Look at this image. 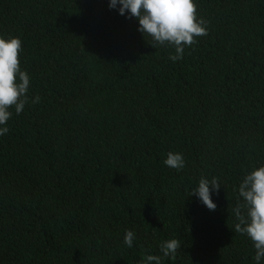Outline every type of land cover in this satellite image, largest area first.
I'll return each instance as SVG.
<instances>
[{
    "label": "trees",
    "instance_id": "obj_1",
    "mask_svg": "<svg viewBox=\"0 0 264 264\" xmlns=\"http://www.w3.org/2000/svg\"><path fill=\"white\" fill-rule=\"evenodd\" d=\"M195 3L208 33L173 62L108 0H0L31 77L0 136V264H254L232 209L264 164V0ZM201 176L222 183L214 211L190 194Z\"/></svg>",
    "mask_w": 264,
    "mask_h": 264
},
{
    "label": "clouds",
    "instance_id": "obj_2",
    "mask_svg": "<svg viewBox=\"0 0 264 264\" xmlns=\"http://www.w3.org/2000/svg\"><path fill=\"white\" fill-rule=\"evenodd\" d=\"M109 8L120 15L138 21L137 31L151 38L153 46L172 47L169 54L173 62L183 59L185 49L197 43V38L208 33V21L197 16L195 0H108ZM22 41L17 36L0 35V136L9 132L14 108L19 115L29 103L30 74L21 68L19 55ZM40 97H31L39 103ZM163 163L172 169L182 170L185 158L182 153L168 152ZM218 177L201 176L190 191L210 211L217 207L212 195L220 189ZM238 199L232 209L234 231L245 235L255 250L254 264H264V164L246 170L236 189ZM136 239L131 229L125 230L123 242L131 248ZM181 243L176 238L162 241L159 245L163 257L174 259ZM160 255L146 254L139 264H161Z\"/></svg>",
    "mask_w": 264,
    "mask_h": 264
}]
</instances>
